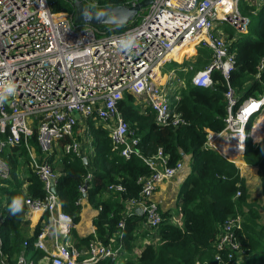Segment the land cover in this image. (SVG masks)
<instances>
[{
	"label": "built area",
	"instance_id": "built-area-1",
	"mask_svg": "<svg viewBox=\"0 0 264 264\" xmlns=\"http://www.w3.org/2000/svg\"><path fill=\"white\" fill-rule=\"evenodd\" d=\"M241 1L153 0L137 25L98 38L93 27L74 24L72 15L53 13L47 0H0V84L16 85L15 94L0 104V154L7 148H24L30 170L42 183L43 197L27 198L25 208L28 214L39 215L32 246L43 253V264H96L102 259L116 264L125 255L122 247L104 245L95 238L88 244L87 256L78 257L71 238L73 218L61 211L52 191L58 176L45 156L53 145H59L64 156L81 158V143L73 135L77 133L89 140L90 135L80 123L91 119L111 123L108 137L123 159L138 157V139L118 112V103L126 93L133 94L154 113L156 124H183L159 82L160 71L175 59L177 48L195 44L209 51L210 61L193 72L191 84L200 89L211 88L213 72L227 79L235 69V56L221 25L233 28L234 38L247 34L249 21L239 11ZM82 2L88 9L98 7L95 0ZM263 2L258 0L255 9ZM135 4L128 1L122 5ZM129 38L137 45L130 53L120 48V42ZM257 71L258 80L264 71V59ZM225 98L224 128L220 132L207 130L205 147L238 167L243 162L247 139L253 146L264 140V93L238 101L228 87ZM35 134L42 157L36 155L30 143ZM65 139L69 142L60 146L59 142ZM166 160L161 150L143 160L152 173L138 180L139 197L127 203L126 215L136 208L141 210V234H153L162 222L156 204L150 202L158 186L184 169L181 161L168 166ZM10 179L11 167L0 156V182ZM108 191L119 193L123 187L112 184ZM6 212V206L0 205V224ZM241 223L240 216L224 222L215 243L214 258L218 264L223 263L222 256L234 263L243 252L234 232ZM117 228L121 238L124 223L121 221ZM27 246L28 241L23 242V249ZM0 264L33 263L26 259L24 250L10 262L2 251L0 235Z\"/></svg>",
	"mask_w": 264,
	"mask_h": 264
},
{
	"label": "trees",
	"instance_id": "trees-1",
	"mask_svg": "<svg viewBox=\"0 0 264 264\" xmlns=\"http://www.w3.org/2000/svg\"><path fill=\"white\" fill-rule=\"evenodd\" d=\"M98 7L89 9L98 11L104 7H113L140 0H95ZM51 11L55 14L65 13L73 16L74 9L70 0H47ZM86 6V5H85ZM254 13L242 12L248 19L247 34L234 38V30L227 24L223 32L230 42V52L235 56V69L224 79L219 72H213V86L209 89L196 88L191 84L190 75L178 71L180 79L185 80V87L172 110L179 114L183 124L160 126L155 123L152 111L146 108L142 113L136 105L137 98L126 93L118 103V112L123 120L129 123L132 136L138 139L139 156L123 159L113 148L108 132L88 119L87 129L93 146V156L88 167L76 156H61L60 173L56 181V195L62 212L73 218L74 224L79 222L83 198L81 189L86 185V198L90 206L98 210L93 220L94 236L79 239L80 243H88L97 238L104 245L122 247L125 255L116 264H218L215 261V243L224 222L240 216L242 223L235 230L236 241L245 253H256L264 247V227L260 225V215L257 210L249 209L243 212V206L248 199L246 182L239 175L238 168L217 153L205 147L206 131L220 132L224 128L223 119L227 115L225 92L230 87L238 101L248 97H257L264 93V71L258 74L259 62L264 59V2ZM140 20L125 27L99 26L93 27L96 37L122 32L135 26ZM198 62L197 69L208 63V55L204 54ZM187 58V57H186ZM189 56L187 59H191ZM173 65H176L172 63ZM251 123L248 124V129ZM77 137H75L76 139ZM69 142L65 139L60 146ZM36 153H40L36 144V134L30 140ZM158 150L167 158V165L174 166L184 155L190 156V174L181 185L177 206L180 222H171V216L161 214L162 222L153 234H141L140 224L143 217L130 213L126 215L127 203L138 199L141 185L138 180L148 177L152 171L143 161L156 155ZM27 153L24 148H7L0 154L11 167V179L6 181L7 212L0 224L2 251L10 262L24 250L33 254V236L29 237L25 221L27 198L40 199L44 195L41 181L28 171V188L25 193L19 189L16 180L18 161L11 152ZM61 154V151H60ZM28 159V156H27ZM49 163L54 158H46ZM249 167L258 168L264 196V140L253 146L251 140L246 141L243 158ZM89 177V178H87ZM120 184L122 192L111 193L108 187ZM240 192V196L237 193ZM22 198L23 209L13 214L10 206L15 198ZM124 223L121 238L117 235V225ZM39 228V227H38ZM38 228L36 227L35 233ZM157 238L156 244L147 243L135 256L134 249L139 239ZM28 246L23 249V242ZM223 257V263L230 261ZM96 264H115L109 259H102Z\"/></svg>",
	"mask_w": 264,
	"mask_h": 264
},
{
	"label": "crops",
	"instance_id": "crops-1",
	"mask_svg": "<svg viewBox=\"0 0 264 264\" xmlns=\"http://www.w3.org/2000/svg\"><path fill=\"white\" fill-rule=\"evenodd\" d=\"M249 5H246V8H248ZM256 8V7H255ZM251 13V9L247 11V13ZM191 47L193 49L198 50L199 55L197 54H191L192 58L187 59L185 55L187 56V53L190 51ZM186 49H189V51H185ZM184 52V53H183ZM207 53L208 58V63L210 61V54L209 51L206 49H203L201 47H196L195 44L191 46H187L184 48H181L178 50L176 59L171 60L169 64H176L175 68L171 70L170 72H161L160 75L161 78L159 79V82L161 85H164V90L168 94V98L170 99V104H171V109L172 106L175 104L176 100L179 98L181 90L185 87V80L180 79L178 77L177 72L180 70L182 71L183 74H188L190 76L193 75L192 72H195L197 70H201L202 68L197 69V64L198 62L202 61L201 59L204 58V54ZM181 54H184L181 56ZM165 66V65H164ZM163 66V67H164ZM192 69V71L190 70ZM191 79V77H190ZM167 91H171V93H168ZM136 104L139 107V110L142 113L146 112L147 106L142 104V102H137ZM154 114V113H153ZM95 125L103 127L107 132L109 133V129L111 127V123H100V122H94ZM82 126L85 127V130L88 132L87 129V121L84 122L82 121ZM81 143V159H87V165L86 167L90 168L88 164L90 163V159L93 156V146L91 139L89 137L88 139H82L79 137V134L75 133L73 135V138ZM84 146L88 147L87 150H85ZM38 157H42V154L36 153ZM14 157L16 161H18V166L16 167V180L20 184L19 189L21 192L25 193L27 188H28V171L30 170L29 163L27 156L24 154L22 155L20 151H15L11 152V157ZM62 153L60 154V149L59 145H53V149L50 151L48 155L45 157L48 159L50 157H53L55 160L52 164V167L55 171V174L58 176L60 173V161L59 159L61 158ZM183 164V171L179 174H177L175 177L168 181L162 182L156 192L154 193L152 200L150 202L155 203L157 206V211L158 213L161 214H168L171 216L170 221L179 223L180 222V214H179V208L177 206L178 203V195L180 192L181 185L184 183L185 179L189 176L190 174V168H189V163H190V156L184 155L182 160ZM238 170H239V175L241 178H243L246 182L247 186V195L248 199L246 201V205L243 206V212L247 213L249 209H255L258 211L260 215V225L264 227V196L262 195V187H261V181L258 176V168L257 167H249L243 160L242 163H239L238 165ZM250 178V180H249ZM4 189H8V186L0 182V199L4 198L5 200L7 199V194L6 191H3ZM81 205V212H80V219L79 222L74 224V229L71 234L72 238V244L77 251L78 257H86L88 254V243H80L78 240L79 239H87L89 237L94 236V227H93V220L98 214V210L92 208L90 204L87 201L86 197H83L80 201ZM5 206L7 208L6 202ZM142 216V215H141ZM25 221L27 222V232L28 236L31 237L36 230V227L38 228L39 226V215L38 214H28L26 212L25 215ZM95 239V238H94ZM93 239V240H94ZM92 241V240H91ZM150 242V239H139L138 244L143 246L147 245V243ZM153 244H156V240L153 241ZM141 246L137 251L134 249V253L136 255L139 254L141 250ZM26 259L30 261L33 264H43V253L34 250L33 254L31 252L25 253ZM16 258V257H15ZM222 264V263H221ZM227 264H264V247H262L261 250H259L256 253H245L242 252L241 254L238 255L236 261L234 263H227Z\"/></svg>",
	"mask_w": 264,
	"mask_h": 264
},
{
	"label": "water",
	"instance_id": "water-1",
	"mask_svg": "<svg viewBox=\"0 0 264 264\" xmlns=\"http://www.w3.org/2000/svg\"><path fill=\"white\" fill-rule=\"evenodd\" d=\"M74 13L73 22L76 25L86 24L91 27L112 26L125 27L134 22L139 17L141 11L146 10L153 0H140L134 6L117 5L113 7H104L98 11L89 10L82 0H70ZM78 118V115H75ZM83 163L87 165V159H83ZM86 185L83 186L81 192L83 197H86ZM53 193H56V188L53 187ZM134 213L141 216V210L136 208Z\"/></svg>",
	"mask_w": 264,
	"mask_h": 264
},
{
	"label": "clouds",
	"instance_id": "clouds-1",
	"mask_svg": "<svg viewBox=\"0 0 264 264\" xmlns=\"http://www.w3.org/2000/svg\"><path fill=\"white\" fill-rule=\"evenodd\" d=\"M137 47L135 40L133 38H129L126 40H122L120 42V48L130 53L133 48ZM16 92V85L9 82L6 85L0 84V104H3L9 96L14 95ZM23 209V200L22 198H15L10 206V210L13 214L21 212Z\"/></svg>",
	"mask_w": 264,
	"mask_h": 264
},
{
	"label": "rangeland",
	"instance_id": "rangeland-1",
	"mask_svg": "<svg viewBox=\"0 0 264 264\" xmlns=\"http://www.w3.org/2000/svg\"><path fill=\"white\" fill-rule=\"evenodd\" d=\"M258 0H242L241 2H240V4H239V11H240V13L242 14V12H246V11H248V10H250V9H252V8H254L255 9V3L257 2ZM246 5H249L248 6V8H246ZM146 12H147V9L146 10H143V11H141L140 12V14H139V17L138 18H136V20H140L145 14H146ZM225 24H222L221 25V30L223 31V26H224ZM185 51H189V49H186V50H184V52ZM183 52V53H184ZM191 54H198L199 55V52H198V50H196V49H193L192 47H191V49H190V51L187 53V56L185 55V57H187V58H189V56H191ZM210 54V53H209ZM184 54H181V56H183ZM192 57V56H191ZM176 66L175 65H173V64H166L164 67H162V69H161V72H166V73H168V72H170L171 70H173V68H175ZM193 73V72H192ZM168 93H171V91L169 92V91H167ZM172 94V93H171ZM82 122V121H81ZM253 122V121H252ZM251 122V123H252ZM127 123V122H126ZM81 124V123H80ZM129 124V123H128ZM84 148H85V150H87L88 149V147H86V146H84ZM249 180H250V178H249ZM0 205L3 207V208H5V200H4V198H1L0 199ZM140 246L142 247L143 246V243H142V245H139V244H137L136 246H135V251H137V249H139L140 248ZM40 264V263H39ZM42 264V263H41Z\"/></svg>",
	"mask_w": 264,
	"mask_h": 264
},
{
	"label": "bare ground",
	"instance_id": "bare-ground-1",
	"mask_svg": "<svg viewBox=\"0 0 264 264\" xmlns=\"http://www.w3.org/2000/svg\"><path fill=\"white\" fill-rule=\"evenodd\" d=\"M184 47H186V45H183V46L177 48L176 51L178 52V50H180L181 48H184ZM176 55H177V54H176ZM175 59H176V56H175ZM263 120H264V118H263Z\"/></svg>",
	"mask_w": 264,
	"mask_h": 264
},
{
	"label": "flooded vegetation",
	"instance_id": "flooded-vegetation-1",
	"mask_svg": "<svg viewBox=\"0 0 264 264\" xmlns=\"http://www.w3.org/2000/svg\"><path fill=\"white\" fill-rule=\"evenodd\" d=\"M81 25H83V24H81Z\"/></svg>",
	"mask_w": 264,
	"mask_h": 264
}]
</instances>
